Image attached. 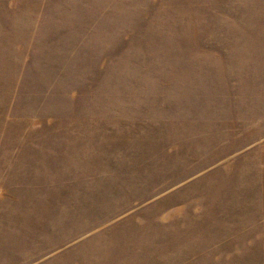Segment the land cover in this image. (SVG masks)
<instances>
[{
    "label": "rangeland",
    "instance_id": "rangeland-1",
    "mask_svg": "<svg viewBox=\"0 0 264 264\" xmlns=\"http://www.w3.org/2000/svg\"><path fill=\"white\" fill-rule=\"evenodd\" d=\"M0 264H264V0H0Z\"/></svg>",
    "mask_w": 264,
    "mask_h": 264
}]
</instances>
